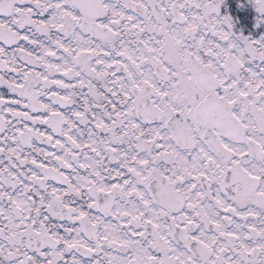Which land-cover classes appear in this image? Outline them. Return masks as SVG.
I'll list each match as a JSON object with an SVG mask.
<instances>
[{"label": "snow or ice", "instance_id": "6c2138e0", "mask_svg": "<svg viewBox=\"0 0 264 264\" xmlns=\"http://www.w3.org/2000/svg\"><path fill=\"white\" fill-rule=\"evenodd\" d=\"M223 4L0 0V264H264V34Z\"/></svg>", "mask_w": 264, "mask_h": 264}, {"label": "flooded vegetation", "instance_id": "af4514ba", "mask_svg": "<svg viewBox=\"0 0 264 264\" xmlns=\"http://www.w3.org/2000/svg\"><path fill=\"white\" fill-rule=\"evenodd\" d=\"M221 15H229L232 18L233 31L245 36L257 38L264 34V24L254 27L257 14L247 0H224L221 6Z\"/></svg>", "mask_w": 264, "mask_h": 264}]
</instances>
